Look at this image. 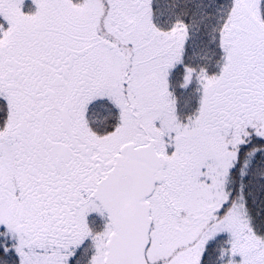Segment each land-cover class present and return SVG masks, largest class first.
Returning <instances> with one entry per match:
<instances>
[{
  "label": "snow or ice",
  "instance_id": "6c2138e0",
  "mask_svg": "<svg viewBox=\"0 0 264 264\" xmlns=\"http://www.w3.org/2000/svg\"><path fill=\"white\" fill-rule=\"evenodd\" d=\"M0 264H264V0H0Z\"/></svg>",
  "mask_w": 264,
  "mask_h": 264
}]
</instances>
